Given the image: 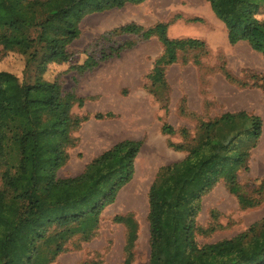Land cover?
I'll return each mask as SVG.
<instances>
[{
    "label": "rangeland",
    "instance_id": "1",
    "mask_svg": "<svg viewBox=\"0 0 264 264\" xmlns=\"http://www.w3.org/2000/svg\"><path fill=\"white\" fill-rule=\"evenodd\" d=\"M97 0H79L82 7ZM257 18L264 21V11ZM158 24L167 26L172 40H198L203 48L178 52V61L164 65L162 81L154 79L157 61L164 47L157 36L144 39L141 34L117 30L136 25L144 30ZM79 37L67 46L71 55L67 63H52L43 80L56 83L63 95L74 94L71 115L88 118L73 132L76 145L67 149L69 160L59 171L60 178H76L97 157L115 144L131 139L142 142L135 160L132 180L118 193L116 201L100 216L90 240L82 235L72 237L64 252L49 264H124L126 227L116 223V216L133 215L138 224V240L133 264H149L150 210L149 192L162 167L184 160L188 153L171 144L185 142L182 129L191 138L198 135L203 122L214 121L225 113L246 112L262 119L263 132L256 147L250 150L249 171L239 172V183L260 205L243 209L223 181L202 198V211L197 222L214 231L200 235V244L216 243L248 231L264 219V193L259 191L264 180V54L247 42L232 45L228 29L209 0H146L122 8L89 13L79 23ZM40 49L42 46H37ZM38 59L28 62L26 56L10 53L0 61V72L16 79L0 77V105L8 122L26 130L50 118L59 117L69 101H45V92H28L38 75ZM87 64L92 66L86 67ZM68 102V103H67ZM102 114V119L96 115ZM107 114H111L107 117ZM177 133L166 135L164 124ZM111 136V140L102 136ZM241 144H247L246 141ZM1 186V180H0ZM31 234L23 227L12 238L1 264H24L25 245ZM232 253V252H231ZM236 254V253H234ZM230 257L237 264L236 255Z\"/></svg>",
    "mask_w": 264,
    "mask_h": 264
},
{
    "label": "trees",
    "instance_id": "2",
    "mask_svg": "<svg viewBox=\"0 0 264 264\" xmlns=\"http://www.w3.org/2000/svg\"><path fill=\"white\" fill-rule=\"evenodd\" d=\"M78 1L0 0V61L10 53H19L32 62L43 51L38 65L40 77L25 90L45 92V101L50 103L69 101L59 117L38 123L30 130L11 125L0 105V264L12 238L23 227L31 229L24 264L51 263L76 235L90 240L102 212L116 201L119 191L135 173L142 142L127 139L97 157L80 176L59 177L69 160L67 149L77 142L73 132L88 118L73 117L70 112L74 102L83 104L82 99L74 94L64 96L56 83L43 80L42 75L49 64L69 61L67 46L79 37V23L85 15L146 0H97L89 7L78 5ZM209 1L227 26L232 45L247 42L264 54V21L257 18L264 11V0ZM117 31L142 33L144 39L159 38L164 54L154 69L157 81L163 80L164 65L178 61L179 51L205 46L193 39H169L164 24L148 30L129 25ZM89 66L92 65H86ZM0 77L16 79L9 72H0ZM103 117L96 115L97 119ZM162 132L170 136L177 133L166 123ZM262 132V119L246 112L225 113L214 121L201 123L193 139L188 129L181 130L185 142L171 146L187 152V157L162 167L149 192V264H231L234 253L237 264H264V219L231 239L209 244L197 240L214 231L200 226L197 217L202 211V198L220 181L243 209L260 205L259 199L243 191L238 176L241 170L249 171L250 150L257 146ZM243 141L247 144L242 145ZM259 191L264 193V180ZM114 221L126 227L124 264H133L138 224L130 214L116 216Z\"/></svg>",
    "mask_w": 264,
    "mask_h": 264
},
{
    "label": "crops",
    "instance_id": "3",
    "mask_svg": "<svg viewBox=\"0 0 264 264\" xmlns=\"http://www.w3.org/2000/svg\"><path fill=\"white\" fill-rule=\"evenodd\" d=\"M102 138L111 140V136H108V135H106V136L104 135V136H102Z\"/></svg>",
    "mask_w": 264,
    "mask_h": 264
}]
</instances>
